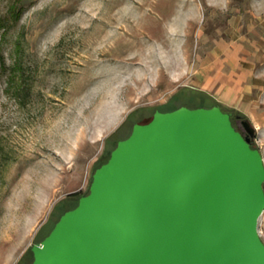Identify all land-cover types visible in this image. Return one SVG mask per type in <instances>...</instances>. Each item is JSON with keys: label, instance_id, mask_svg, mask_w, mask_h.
<instances>
[{"label": "rangeland", "instance_id": "obj_1", "mask_svg": "<svg viewBox=\"0 0 264 264\" xmlns=\"http://www.w3.org/2000/svg\"><path fill=\"white\" fill-rule=\"evenodd\" d=\"M0 20V264H28L136 120L183 89L208 107L207 64L264 164V0H0Z\"/></svg>", "mask_w": 264, "mask_h": 264}, {"label": "water", "instance_id": "obj_2", "mask_svg": "<svg viewBox=\"0 0 264 264\" xmlns=\"http://www.w3.org/2000/svg\"><path fill=\"white\" fill-rule=\"evenodd\" d=\"M232 120L181 106L133 124L31 264H264L263 159Z\"/></svg>", "mask_w": 264, "mask_h": 264}, {"label": "trees", "instance_id": "obj_3", "mask_svg": "<svg viewBox=\"0 0 264 264\" xmlns=\"http://www.w3.org/2000/svg\"><path fill=\"white\" fill-rule=\"evenodd\" d=\"M10 15L11 16H13V15H17V11H15V9L14 8H10ZM5 26V21H3V20H0V28H3ZM181 91H185V89H183V90H179L176 94H178V93H180ZM187 92H189V90H186ZM200 93V95L201 96H203V97H205V98H209L210 99V104H209V106L208 107H210V106H212V105H219L214 99H211L210 97H209V95H207V94H205V93H203V92H199ZM176 94H174L171 98H170V100L168 101V106H173V109L172 110H175V109H177V108H179V107H181V106H186V107H188V105L187 104H185V103H177V102H174V98L177 96ZM197 107H206V106H204L200 101L199 102H197L196 104H194L193 105V108H197ZM154 110V109H153ZM153 110H150V112L148 113V115L143 119V120H136L135 122H134V124L135 123H146V122H148L149 120H150V115H151V113L153 112ZM130 131H131V129H130ZM126 137H128L127 135L124 137V138H121V140H123V139H125ZM119 141V140H118ZM115 143V142H114ZM114 148V146H112V149ZM99 165V164H98ZM87 194V193H86ZM63 203L61 202L58 206H57V209H56V211H55V213H56V215H58V218L64 213V212H66V211H68V210H70V209H73L75 206H76V204H77V200L76 201H70L69 203H65V204H63ZM54 213V214H55ZM53 214V215H54ZM43 239V238H42ZM30 260H29V262H28V264H31V262H32V254H31V252H30Z\"/></svg>", "mask_w": 264, "mask_h": 264}, {"label": "crops", "instance_id": "obj_4", "mask_svg": "<svg viewBox=\"0 0 264 264\" xmlns=\"http://www.w3.org/2000/svg\"><path fill=\"white\" fill-rule=\"evenodd\" d=\"M213 67L208 64L202 67L195 77V90H199L207 95L214 98L215 101L220 103V95L223 92L220 88L221 73H213Z\"/></svg>", "mask_w": 264, "mask_h": 264}, {"label": "flooded vegetation", "instance_id": "obj_5", "mask_svg": "<svg viewBox=\"0 0 264 264\" xmlns=\"http://www.w3.org/2000/svg\"><path fill=\"white\" fill-rule=\"evenodd\" d=\"M233 126L234 128L239 131L245 138H247L249 140L250 143V136L247 134V132L245 131L244 126L242 125V121H238V120H232Z\"/></svg>", "mask_w": 264, "mask_h": 264}]
</instances>
